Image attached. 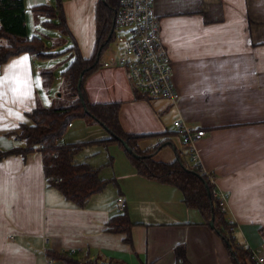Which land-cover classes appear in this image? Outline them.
Returning a JSON list of instances; mask_svg holds the SVG:
<instances>
[{
	"label": "crops",
	"instance_id": "obj_1",
	"mask_svg": "<svg viewBox=\"0 0 264 264\" xmlns=\"http://www.w3.org/2000/svg\"><path fill=\"white\" fill-rule=\"evenodd\" d=\"M61 1L79 54L91 58L99 0ZM155 10L179 102L147 98L120 68L100 67L85 83L87 96L92 103H121L119 119L127 133L172 132L157 153L171 149L167 158L160 157L164 161L185 155L176 121L205 130L196 146L201 164L229 195L228 218L235 222L238 243L264 258V0H155ZM27 20L26 13L28 30ZM24 57L28 59L21 63ZM36 60L23 54L0 66V154H9L0 156V264H64L49 252L93 264H232L221 237L186 206L182 192L140 176L131 160L130 168L118 175L113 159V188L93 195L80 208L47 185L38 151L26 157L13 153L22 146L16 131L31 124L30 114L46 107L45 92L50 94L44 79L50 71H41L45 91L37 86ZM95 76L103 79L98 88L90 81ZM97 90L106 97L93 98ZM29 91L28 96L21 94ZM86 136L81 133L68 142L64 137V142H88L82 141ZM165 139L151 137L140 147H155ZM119 198L134 224L131 241L125 233L106 229L122 212ZM180 246L183 259L176 255Z\"/></svg>",
	"mask_w": 264,
	"mask_h": 264
},
{
	"label": "trees",
	"instance_id": "obj_2",
	"mask_svg": "<svg viewBox=\"0 0 264 264\" xmlns=\"http://www.w3.org/2000/svg\"><path fill=\"white\" fill-rule=\"evenodd\" d=\"M118 7L119 0H105V2L99 0L95 12V53L91 58H84L79 54L77 45L74 43L73 48L77 56L63 75L61 97L57 99L55 105L38 107L30 114L31 124L21 125L15 133L16 138L21 139L23 144L13 153L26 157L28 154L38 151L42 155L47 185L59 190L68 201L75 203L80 208H85L93 195L106 190L109 182L100 177L99 169L87 162L78 163L75 157L86 147L96 144L108 149L110 144L117 143L125 150L140 176L178 188L183 194L186 206L201 214L204 225L210 226L211 220L214 219V228L211 229L223 240L232 264L254 263L252 249L238 243L235 222L229 220L228 213L222 212L220 199L213 194V190L217 188L210 179L213 173L207 174L202 167L191 164L187 155L184 154H177V157L171 162L158 161L155 158L157 153L165 145H168V139L172 132L165 131L160 135L127 133L119 119L121 103H92L89 100L85 83L100 68V57L107 50L109 43L113 41V37H111L107 42L113 29ZM32 11L46 16L47 20L44 24L46 27L52 26L65 36H70L61 0L57 1L56 6L35 5L32 7ZM23 54H28L38 60H45L57 55L46 49L41 37L28 36L25 0H0V66L11 58ZM82 74L81 93L85 106L77 88ZM44 79L45 83L50 86L53 73L45 72ZM77 120L101 123L113 135L125 141L139 158L129 154L123 143L112 135L101 140L66 144L64 137L70 125H73ZM177 135L179 134L177 133ZM163 136L166 139L155 147L148 149L140 147V143L148 138ZM4 155L9 154H0V156ZM106 226L108 233H125L127 240L131 241V230L134 224L126 207ZM176 255L178 259H183L184 247L177 248ZM49 256L64 264H93L91 261L76 259L70 254L61 255L49 252Z\"/></svg>",
	"mask_w": 264,
	"mask_h": 264
},
{
	"label": "built area",
	"instance_id": "obj_3",
	"mask_svg": "<svg viewBox=\"0 0 264 264\" xmlns=\"http://www.w3.org/2000/svg\"><path fill=\"white\" fill-rule=\"evenodd\" d=\"M114 26L113 41L118 44V54L109 59L101 55L99 67L123 69L139 93L149 99H163L177 104L180 95L173 82L172 60L162 40L155 0H119ZM174 126L191 164L203 168L196 146L206 136V131L195 129L182 120L176 121ZM16 140L23 144L21 139ZM203 171L209 173L204 168ZM210 179L215 183L213 175ZM213 194L220 199L222 212L229 213L228 193L216 188ZM118 204L121 209L126 207L123 198H119ZM252 252L253 259L264 264V258L259 252Z\"/></svg>",
	"mask_w": 264,
	"mask_h": 264
},
{
	"label": "rangeland",
	"instance_id": "obj_4",
	"mask_svg": "<svg viewBox=\"0 0 264 264\" xmlns=\"http://www.w3.org/2000/svg\"><path fill=\"white\" fill-rule=\"evenodd\" d=\"M30 2H31L30 4L26 3L29 36L41 37L44 40L45 45L49 48L48 50L52 52L54 51L57 54L56 56L45 60L35 61L36 81L37 80L39 81V86L41 90H44V88L42 89L43 87L42 75H41L42 69H46L51 73H53V79L51 82L52 84L49 88L50 94L48 96L45 92V96H44L45 101L47 102L46 107H49L52 105L53 103L52 101L57 100L59 98L57 96L62 91L63 74L70 68V65L76 58L77 53L73 48L74 41L71 36H65L60 30L52 26L46 27L42 25L41 22L42 20H45L46 17L44 15L34 13L31 11L33 6L39 4L56 6L57 3L56 0H30ZM118 49L119 48L117 42L112 41L111 43H109L103 57L107 59L111 57H116L118 54ZM87 80L86 82H89V78ZM92 80L94 81V85L96 88H98L103 82V79H101V77L99 76L91 77L90 81ZM92 97L95 99H103L104 97H106V93L102 91L98 92L97 90V94ZM151 100H155V99H151ZM100 127L101 126L97 122L91 121L87 124V121L77 120L74 122V128L68 129L65 136V141L68 142L74 140L81 133L87 134L86 137L82 138V141H93L95 139H101L103 138L104 135L107 138L111 137V134L106 129H104L103 127H101L103 129H100ZM98 136L100 138H96ZM169 150L171 149H165L161 153L157 154L155 158L158 161H163V162H168V159H170L169 161L171 162L172 160L170 157H168L166 161H164V159H160V157H165L166 154H168ZM78 159H80L82 163L87 162L95 166L96 169H99L101 177L109 182L107 189L105 190L106 192L104 194H107V190L113 188V184H112L114 182V178H113L114 164H112L113 159L114 160L116 159L115 167L118 175H122L125 172L126 166L130 168L129 165L130 161L127 153L117 143L110 144L108 149L99 147L96 144L90 147H86L79 154ZM122 179H124V177H122ZM122 210L123 209L120 208V211Z\"/></svg>",
	"mask_w": 264,
	"mask_h": 264
},
{
	"label": "water",
	"instance_id": "obj_5",
	"mask_svg": "<svg viewBox=\"0 0 264 264\" xmlns=\"http://www.w3.org/2000/svg\"><path fill=\"white\" fill-rule=\"evenodd\" d=\"M102 1H104L105 2V0H102ZM114 25H113V29H112V31H111V33H110V35H109V38H108V40H107V42H109V40L111 39V37L113 36V33H114ZM100 55V54H99ZM83 79V74L81 75V78H80V80H79V82H78V91L80 92V96H81V99H82V103H83V105L85 106V102H84V100H83V97H82V93H81V87H82V80ZM99 124H101V123H99ZM102 125V124H101ZM103 126V125H102ZM104 127V126H103ZM115 139H117V140H119V141H121L122 143H123V145H124V147H125V149L127 150V152L129 153V154H132V155H134V157H136V158H139V156L138 155H136V154H134V151H133V149L131 148V147H129L128 145H127V143L125 142V141H123L121 138H119L118 136H115V135H113L111 132H110V130L108 129V128H106V127H104ZM210 226H211V228H214V219H212L211 220V222H210Z\"/></svg>",
	"mask_w": 264,
	"mask_h": 264
},
{
	"label": "snow or ice",
	"instance_id": "obj_6",
	"mask_svg": "<svg viewBox=\"0 0 264 264\" xmlns=\"http://www.w3.org/2000/svg\"><path fill=\"white\" fill-rule=\"evenodd\" d=\"M27 57H24L23 59H22V61H20L21 63H23V62H25V61H27ZM37 86H39V81L37 80ZM14 91H16V90H14ZM22 95H25V96H28V95H30V91L29 92H24V93H21ZM18 118H21V117H18ZM22 119V118H21Z\"/></svg>",
	"mask_w": 264,
	"mask_h": 264
}]
</instances>
